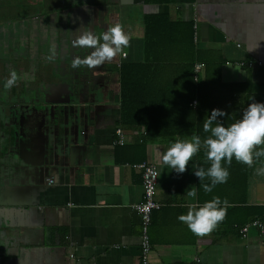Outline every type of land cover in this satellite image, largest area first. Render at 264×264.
<instances>
[{"label": "crops", "instance_id": "1", "mask_svg": "<svg viewBox=\"0 0 264 264\" xmlns=\"http://www.w3.org/2000/svg\"><path fill=\"white\" fill-rule=\"evenodd\" d=\"M164 1L72 0L54 12L29 16L38 18L36 31L25 28L29 44L62 59L51 73L27 74L21 95L11 99L8 119L16 114L18 121L11 122L23 135L6 150L0 170V264H143V236L150 250L147 264H264V237L254 230L239 233L254 217H264V176L253 174L264 157L253 168L222 165L230 173L227 183L204 192L202 185L211 181H200L194 171L197 165L206 171L211 166L205 153L200 150L183 174L162 160L172 143L190 140L192 132L163 140L145 138L143 125H121L118 70L122 63L144 60L143 16L166 13L193 24V46L208 65L206 107L220 109L218 98H227L228 110L235 100L263 102L264 0ZM117 23L131 37L127 56L96 69H73L74 58L92 51L73 47L75 37L84 30L99 36ZM196 64L202 70L193 80H203L205 66ZM169 75L163 77V86L169 84L161 100L184 98L181 89H170ZM117 129L124 136L120 144ZM143 162L156 167L159 205L146 235L135 211L142 189L134 166ZM191 187L195 199L186 196ZM214 197L229 202L226 219L211 235L197 237L178 217L187 214L189 204L203 206Z\"/></svg>", "mask_w": 264, "mask_h": 264}, {"label": "trees", "instance_id": "2", "mask_svg": "<svg viewBox=\"0 0 264 264\" xmlns=\"http://www.w3.org/2000/svg\"><path fill=\"white\" fill-rule=\"evenodd\" d=\"M21 1V5L18 6ZM147 1L160 5L166 4L164 0ZM52 4L54 2L49 0H43V4L39 0H0V27L11 19L24 20L30 15L50 13L63 7L62 5L51 11ZM28 8H34L33 13L26 12ZM16 9L22 11L20 18L16 17ZM8 10L9 14H5L4 11ZM143 29V62H127L118 67L121 125L125 128L143 125L145 138L163 140L179 136L182 132L183 134L192 132L193 135L198 136L206 133L203 130V123L213 111L206 107L208 101L203 95L204 88L209 82L208 65L203 61L204 59L198 57V52L193 46L195 35L192 22L174 21L166 13L146 14L143 16ZM200 62L205 66L203 80L194 81V66ZM167 75L174 77L172 85H169L170 89H181L185 94L184 98L176 96V100L172 97L169 102L161 100L162 92L166 90L164 87L169 84L166 86L162 84L163 77ZM235 96L236 94H233L231 97ZM252 100L257 99L249 97V103L244 100L240 105H237L235 100L228 110L227 98L216 99L221 104L218 110L226 113L224 117L217 119L225 127L230 126L242 119L249 104L264 103V101ZM193 101L196 102L195 105H192ZM137 111L139 112L136 113ZM161 115L164 116L161 117ZM166 115L171 116L166 117ZM161 120H165L166 125L162 124ZM201 151L206 153L204 148H201ZM237 163L233 158L231 166H237ZM224 164L227 165L226 162H222V165Z\"/></svg>", "mask_w": 264, "mask_h": 264}, {"label": "clouds", "instance_id": "3", "mask_svg": "<svg viewBox=\"0 0 264 264\" xmlns=\"http://www.w3.org/2000/svg\"><path fill=\"white\" fill-rule=\"evenodd\" d=\"M130 41L131 37L126 34L124 26L119 23L99 36L92 31L84 30L73 40V47L92 49V51L83 59L78 56L74 58L72 68L96 69L105 63L112 62L118 55L126 57L125 49L131 46ZM18 79L17 73L12 71L4 88L11 89ZM225 115L226 113L221 110H213L210 117L203 123L204 132L211 134L208 138L202 141L200 136L193 135L190 140H177L162 156L165 165L176 173L183 174L187 171L189 162L203 147L211 166L206 171L197 165L194 174L200 181L205 178L210 179V184L202 185L206 193H211L218 184L227 183L230 173L228 168L222 166V162L231 166L235 158L237 162L253 168L254 164L264 157V147H260L264 146V103L249 104L242 119L227 127L217 119ZM253 174L264 176V166L255 168ZM186 196L195 199L197 196L195 187L186 190ZM228 207L230 205L226 199L221 201L219 197H214L211 201L205 202L203 206L189 204L187 214L180 215L178 220L186 224L195 236H209L226 219Z\"/></svg>", "mask_w": 264, "mask_h": 264}, {"label": "flooded vegetation", "instance_id": "4", "mask_svg": "<svg viewBox=\"0 0 264 264\" xmlns=\"http://www.w3.org/2000/svg\"><path fill=\"white\" fill-rule=\"evenodd\" d=\"M51 13V12H50ZM39 16V15H37ZM28 17L24 20L11 19L0 27V170L5 167L8 148L10 144H17L20 135H23L20 127L12 120H17L16 114L10 120L8 112L11 109V99L15 95H21L23 81L29 73L43 72L51 73L53 65L58 64L61 56H57L51 49L42 53L37 49L34 42L29 44L25 28L33 27L32 31L38 28V18ZM36 39V38H35ZM31 42V40H30ZM38 52H37V51ZM70 50V49H69ZM52 51V53H51ZM60 57V58H59ZM15 71L19 77L11 89H5L4 84ZM26 88V87H25ZM43 88V87H42ZM18 121V120H17Z\"/></svg>", "mask_w": 264, "mask_h": 264}, {"label": "built area", "instance_id": "5", "mask_svg": "<svg viewBox=\"0 0 264 264\" xmlns=\"http://www.w3.org/2000/svg\"><path fill=\"white\" fill-rule=\"evenodd\" d=\"M122 57H125L122 55ZM202 70L201 64H196L194 66V72L196 79L198 73ZM196 102L193 101L192 105H195ZM115 134L117 136L116 143L120 144L123 142V132L120 129L115 130ZM139 169L141 175V189H142V200L139 204L135 206V211L140 217L142 232L146 235L147 227L151 221V214L154 210L159 209V205L154 200L156 184H157V170L156 167L147 162L140 163L134 166ZM48 184L52 185L53 180L49 179ZM249 230L256 231L259 235L264 237V217H254L248 223L240 226L239 233L241 235H245ZM148 239L146 236L142 237L141 247H140V258L143 264H147V257L150 252L149 250Z\"/></svg>", "mask_w": 264, "mask_h": 264}, {"label": "rangeland", "instance_id": "6", "mask_svg": "<svg viewBox=\"0 0 264 264\" xmlns=\"http://www.w3.org/2000/svg\"><path fill=\"white\" fill-rule=\"evenodd\" d=\"M49 1H51V2H54V4H52V7H51V11H53V9L55 8V9H58L59 8V6H62L63 4H68V2H70V1H72V0H49ZM38 2V1H37ZM39 2L41 3V4H43V0H39ZM21 3H22V1L20 2V4L18 5V6H20L21 5ZM63 3V4H62ZM51 4V3H50ZM55 6V7H54ZM33 11H34V8H28V9H26V12H30L29 14H31V13H33ZM9 10L8 11H4V13L5 14H9ZM13 12V11H12ZM15 12H16V17L17 18H20V16H21V14H22V11L20 12V11H18V9H16L15 10ZM14 13V12H13ZM7 15H5V17H6ZM6 18H8V17H6ZM6 18H5V20H6ZM17 20V19H16ZM96 33V32H95ZM126 50V49H125ZM128 50V49H127Z\"/></svg>", "mask_w": 264, "mask_h": 264}]
</instances>
